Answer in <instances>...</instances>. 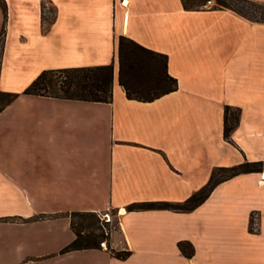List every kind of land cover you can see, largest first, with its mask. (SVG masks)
Instances as JSON below:
<instances>
[{"label": "crops", "instance_id": "1", "mask_svg": "<svg viewBox=\"0 0 264 264\" xmlns=\"http://www.w3.org/2000/svg\"><path fill=\"white\" fill-rule=\"evenodd\" d=\"M47 1L64 39H15L11 56L3 39L0 81L25 71V85L43 69L112 63L111 99L21 93L0 109V264H264V168L220 181L190 211L127 208L181 202L213 167L264 163V14L185 9L181 0ZM4 2L30 8L39 24L42 0ZM119 35L165 54L175 90L127 98ZM225 106L236 116L229 140ZM119 209L109 244L129 250L125 259L104 242L60 252L74 237L67 213ZM178 241L191 243L189 258Z\"/></svg>", "mask_w": 264, "mask_h": 264}, {"label": "trees", "instance_id": "2", "mask_svg": "<svg viewBox=\"0 0 264 264\" xmlns=\"http://www.w3.org/2000/svg\"><path fill=\"white\" fill-rule=\"evenodd\" d=\"M205 0L197 3L195 0H181L185 9L198 8ZM239 2L256 4L250 0H236ZM213 7L229 8L240 15L252 20H260L250 17L239 8L229 3V0H213ZM196 3V4H195ZM258 5L261 9L262 6ZM44 5L40 4V19H44ZM53 8V6H52ZM0 10L2 23L0 27V55L4 39V22L6 20V6L4 0H0ZM54 11V8H53ZM55 13V11H54ZM54 20V14L49 18V23ZM117 81L122 87L124 94L129 99L139 101H151L165 93L175 90L176 80L166 71V55L141 46L128 37L119 35L117 38ZM111 79L112 63L92 66L63 67L56 69L41 70L21 91L22 94H35L64 99H76L98 102H109L111 99ZM18 93L0 91V109L14 99ZM236 124V116L229 113V108L224 107L223 117V137L229 140V133ZM264 168V163L243 161L229 167H213L208 181L181 202H136L127 206L128 210L143 209H169L173 211H190L200 204L212 190V188L222 180L230 178L243 172L259 171ZM69 217L70 228L73 231V239L67 243L60 252L70 250H80L86 248H98L99 244L107 239V233H94L89 229L96 213L89 211H72L66 214ZM73 216L85 218L86 222L79 223L78 226L72 222ZM177 248L186 258L193 253L191 243L188 241H178ZM107 247V246H106ZM109 253L117 259H125L130 251L114 250L107 247Z\"/></svg>", "mask_w": 264, "mask_h": 264}, {"label": "rangeland", "instance_id": "3", "mask_svg": "<svg viewBox=\"0 0 264 264\" xmlns=\"http://www.w3.org/2000/svg\"><path fill=\"white\" fill-rule=\"evenodd\" d=\"M200 0H195L197 3ZM206 1V0H205ZM204 1V2H205ZM44 5V19L39 24L34 21L33 12L30 8L25 9L20 6H10V9L6 10V21L4 22V39H9L7 53L9 56L13 55L16 51L14 46L15 39H64V28L63 26L57 27L55 30L51 28V23H49V18L54 14L51 4L47 0H42ZM195 3V4H196ZM229 3L233 4L239 8L246 15L254 18H258L261 14H264V3H258L263 7L261 9L256 4H249L244 2H239L236 0H229ZM214 2L211 0L210 6H213ZM201 6V5H200ZM8 20V21H7ZM2 23V21H1ZM1 27V25H0ZM29 73L25 71H17L13 73H5L2 80L0 81V91H8L21 94L23 88L28 84H24L27 80ZM9 88L13 90H9ZM231 114L234 116L235 111L230 110ZM120 213V209L118 210ZM100 214V213H99ZM99 214L96 213L95 218H90L88 221H93L90 231L94 233L104 232L107 233L106 241H103L107 247L110 248V237L111 235L116 236L118 233V220L117 212L109 213V221L104 222L100 219ZM249 230H253L255 227L252 225V220L255 219V214L250 216ZM86 222L85 218L83 219L80 216H73L72 222L76 226L81 222ZM101 244V243H100Z\"/></svg>", "mask_w": 264, "mask_h": 264}, {"label": "built area", "instance_id": "4", "mask_svg": "<svg viewBox=\"0 0 264 264\" xmlns=\"http://www.w3.org/2000/svg\"><path fill=\"white\" fill-rule=\"evenodd\" d=\"M122 5H124L123 3H125L123 0H121ZM211 4V0H206L203 4H201V7H205L206 5H210ZM117 214H119L120 212L117 210L116 211ZM109 213L108 211L102 212L99 214L100 219H102L104 222L109 221Z\"/></svg>", "mask_w": 264, "mask_h": 264}, {"label": "bare ground", "instance_id": "5", "mask_svg": "<svg viewBox=\"0 0 264 264\" xmlns=\"http://www.w3.org/2000/svg\"><path fill=\"white\" fill-rule=\"evenodd\" d=\"M123 212V210H121V213Z\"/></svg>", "mask_w": 264, "mask_h": 264}]
</instances>
